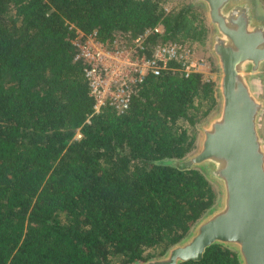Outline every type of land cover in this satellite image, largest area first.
<instances>
[{
  "label": "trees",
  "instance_id": "16d2710c",
  "mask_svg": "<svg viewBox=\"0 0 264 264\" xmlns=\"http://www.w3.org/2000/svg\"><path fill=\"white\" fill-rule=\"evenodd\" d=\"M157 25L152 41L206 38L190 3L0 0V264L142 261L214 204L199 170L161 162L193 149L197 123L216 105L214 84L169 70L147 77L124 112L93 113L74 59L78 30L109 42ZM179 264L239 262L213 244Z\"/></svg>",
  "mask_w": 264,
  "mask_h": 264
},
{
  "label": "water",
  "instance_id": "95a60500",
  "mask_svg": "<svg viewBox=\"0 0 264 264\" xmlns=\"http://www.w3.org/2000/svg\"><path fill=\"white\" fill-rule=\"evenodd\" d=\"M207 15L218 72L216 105L197 126L193 149L163 163L199 170L215 187L214 204L162 254L128 264L199 260L219 244L239 264H264V16L253 0H192Z\"/></svg>",
  "mask_w": 264,
  "mask_h": 264
},
{
  "label": "built area",
  "instance_id": "2783aa9c",
  "mask_svg": "<svg viewBox=\"0 0 264 264\" xmlns=\"http://www.w3.org/2000/svg\"><path fill=\"white\" fill-rule=\"evenodd\" d=\"M161 25L148 27L137 35L120 34L112 41H102L95 31L76 32L72 44L75 60L83 65L89 93L93 98V113L108 107L124 112L139 86L149 76L179 70L185 76L198 73L215 85L217 69L209 61L206 45L177 40H155ZM76 137H80L77 131Z\"/></svg>",
  "mask_w": 264,
  "mask_h": 264
},
{
  "label": "rangeland",
  "instance_id": "374dc122",
  "mask_svg": "<svg viewBox=\"0 0 264 264\" xmlns=\"http://www.w3.org/2000/svg\"><path fill=\"white\" fill-rule=\"evenodd\" d=\"M260 1V3H261V5H262V7H263V9H264V0H259ZM162 3H163V5L165 6V8H170V7H177V6H179L180 4H189L190 3V0H162ZM262 9V10H263ZM197 10L200 12V14H201V16L203 17V22H204V24L206 25V21H205V19H204V15H203V13H202V11H201V9L199 8V7H197ZM263 12H264V10H263ZM207 40H206V38H205V41L203 42V44L204 45H206L207 43ZM206 54L208 55V59H209V61L213 64V66L215 67V65H214V59H213V57H212V55L209 53V51L208 50H206ZM211 55V56H210ZM216 68V67H215ZM217 77H218V72H217ZM217 80V79H216ZM215 86V85H214ZM262 91H263V93H264V84L262 85ZM205 119V117L204 118H202L198 123H197V125H196V137H197V126H198V124L199 123H201L203 120ZM189 129H191V127H189ZM262 131H263V135H264V118H263V123H262ZM158 252V249H154V250H150V253H152L153 255L152 256H157V255H159V254H156ZM149 257H151V256H149Z\"/></svg>",
  "mask_w": 264,
  "mask_h": 264
},
{
  "label": "flooded vegetation",
  "instance_id": "af4514ba",
  "mask_svg": "<svg viewBox=\"0 0 264 264\" xmlns=\"http://www.w3.org/2000/svg\"><path fill=\"white\" fill-rule=\"evenodd\" d=\"M255 3V9H256V13L258 16H264V12H263V7L260 3L259 0H253ZM190 4H192V0H190ZM194 7H199L204 15V19L206 21V40H207V44H206V48L209 51V53L212 55V45H211V33H212V28L210 26V24L208 23V19H207V15L205 14V12L203 11L202 7L199 5H193ZM263 9V10H262ZM210 55V56H211Z\"/></svg>",
  "mask_w": 264,
  "mask_h": 264
}]
</instances>
